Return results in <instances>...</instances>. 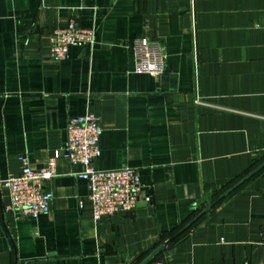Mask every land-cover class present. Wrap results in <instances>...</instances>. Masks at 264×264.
I'll return each instance as SVG.
<instances>
[{"label": "crops", "instance_id": "0c3cea01", "mask_svg": "<svg viewBox=\"0 0 264 264\" xmlns=\"http://www.w3.org/2000/svg\"><path fill=\"white\" fill-rule=\"evenodd\" d=\"M70 19L95 44L54 61ZM138 38L164 48L162 75L135 72ZM86 114L93 166L140 177L135 210L93 221L84 167L60 157L36 221L0 185V264H139L172 237L165 264H264V0H0V180L20 156L45 166Z\"/></svg>", "mask_w": 264, "mask_h": 264}, {"label": "built area", "instance_id": "2783aa9c", "mask_svg": "<svg viewBox=\"0 0 264 264\" xmlns=\"http://www.w3.org/2000/svg\"><path fill=\"white\" fill-rule=\"evenodd\" d=\"M95 39L94 21L88 27H80L74 19H70L51 32L49 57L54 61L63 62L71 47L92 48ZM131 50L135 72L152 76L163 74L166 56L159 42L138 38L133 41ZM101 132L102 128L95 116L86 114L71 117L66 125V141L63 148L55 151L45 166L32 169L25 157H18L19 174L0 180V185H3L9 193V202L3 207L4 211L14 213L22 220L36 221L46 215L53 197L51 193L44 191L43 185L55 177V160L60 157L67 159L72 165L84 167L79 178L87 184V199L91 204L93 221L134 211L142 189L140 177L135 170L123 167L103 171L93 166V162L101 155ZM149 264H165V262L158 260Z\"/></svg>", "mask_w": 264, "mask_h": 264}, {"label": "water", "instance_id": "95a60500", "mask_svg": "<svg viewBox=\"0 0 264 264\" xmlns=\"http://www.w3.org/2000/svg\"><path fill=\"white\" fill-rule=\"evenodd\" d=\"M175 237H172L165 245H167L169 242L174 240ZM165 245L159 246L157 249H155L151 254H149L141 263L139 264H149L151 261H153L154 258L160 255V253L163 251Z\"/></svg>", "mask_w": 264, "mask_h": 264}, {"label": "trees", "instance_id": "16d2710c", "mask_svg": "<svg viewBox=\"0 0 264 264\" xmlns=\"http://www.w3.org/2000/svg\"><path fill=\"white\" fill-rule=\"evenodd\" d=\"M181 234H182V233H181ZM158 260H161V259L159 258V256H157L156 258L153 259V261H158Z\"/></svg>", "mask_w": 264, "mask_h": 264}]
</instances>
